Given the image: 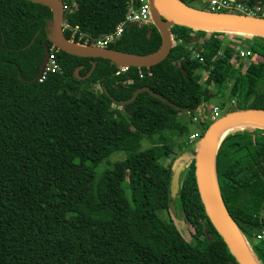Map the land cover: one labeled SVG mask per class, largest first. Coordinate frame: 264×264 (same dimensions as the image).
Listing matches in <instances>:
<instances>
[{
  "label": "trees",
  "instance_id": "obj_1",
  "mask_svg": "<svg viewBox=\"0 0 264 264\" xmlns=\"http://www.w3.org/2000/svg\"><path fill=\"white\" fill-rule=\"evenodd\" d=\"M235 1L264 6V0ZM62 2L65 37L91 46L116 31L130 0ZM52 22L46 6L0 0V264H238L206 214L195 158L181 160L175 199L170 186L177 158L196 155L189 138L208 98L202 71L215 99L230 93L219 113L264 110V37L233 33L225 43L227 32L207 37L174 25L164 61L118 74L108 60L55 48ZM161 45L160 32L148 23L127 25L107 48L148 55ZM46 49L60 70L40 82ZM94 63L91 77L76 78L77 68L85 77ZM144 87L178 110L149 93L125 107L106 94L123 102ZM212 123L200 119L198 134ZM145 139L151 146L142 149ZM118 153L125 154V167L116 162L98 171ZM217 175L230 215L264 264V130L229 134L217 153ZM170 210L184 214L192 240L163 217Z\"/></svg>",
  "mask_w": 264,
  "mask_h": 264
},
{
  "label": "water",
  "instance_id": "obj_2",
  "mask_svg": "<svg viewBox=\"0 0 264 264\" xmlns=\"http://www.w3.org/2000/svg\"><path fill=\"white\" fill-rule=\"evenodd\" d=\"M32 3L40 4L48 7L53 13V22L50 28L49 39L53 46L58 50L73 56L83 58H99L108 60L118 69L122 68H147L160 64L164 61L174 43L173 37L170 33V28L174 25L185 26L196 30L204 31H221L227 33L244 34L248 36L264 37V18L248 16L239 13L226 12H212L202 9L189 7L180 2L185 8L173 12L166 6L165 0H149L152 22L158 29L162 37V45L160 49L148 55H138L133 53H126L123 51L110 49L107 47H98L95 44L91 46L75 43L73 40H68L64 34V17L66 6L62 0H27ZM233 29L225 31L222 29ZM83 46V49H77L71 44ZM49 59V49L45 51V57L41 64L42 74L44 68L47 66ZM96 68V63L93 64L92 69L85 77L80 76L82 67L75 71V76L78 79H87L91 77ZM40 77V76H39ZM39 79V78H38ZM149 93L152 97L162 101L163 103L178 110L173 103L165 97L155 93L148 87L136 90L132 97L123 102H118L112 98L109 93L107 96L111 98L114 104L125 107L133 103L140 94ZM240 123H247L241 125L243 128H258L264 130V126L253 125V123L264 124V110L249 109L244 111H235L228 113L209 127L199 143H197L194 150L196 180L202 202L204 204L206 214L212 225L224 240L227 248L234 256L238 264H259L258 260L253 255L244 235L241 233L237 224L230 215L220 188L217 175V153L222 141L228 136H224L219 144L216 145L217 136L231 125ZM242 128V129H243ZM184 162L181 161L176 164L170 192L172 199H175L180 190V177L184 169Z\"/></svg>",
  "mask_w": 264,
  "mask_h": 264
},
{
  "label": "built area",
  "instance_id": "obj_3",
  "mask_svg": "<svg viewBox=\"0 0 264 264\" xmlns=\"http://www.w3.org/2000/svg\"><path fill=\"white\" fill-rule=\"evenodd\" d=\"M193 3H199L203 6L207 7V11L212 12H226V13H239L248 16H255L258 17L260 14H264L262 7H249L245 3H239L235 0H189ZM152 23V16L151 10L149 5V0H130L127 5V11L125 18L122 23H120L116 29V31L112 34L105 35L100 37L98 40L94 41V44L98 47H107L109 44L115 42L116 40L120 39L123 34V31L127 25H135V24H148ZM67 26L64 24V29ZM78 28H76L77 30ZM76 33V32H75ZM82 36V35H81ZM240 49V48H239ZM237 49V50H239ZM52 49L49 50V59L47 66L44 68L42 74L39 77V81L43 82L46 79V76L49 72L55 73L56 71L60 70V67L57 66L55 62L54 55L52 54ZM242 58H248V54L243 50L238 51ZM196 58H200V54L194 52ZM202 61V59H201ZM127 68L119 69L118 74L126 73ZM220 109L216 107L213 112V121L217 120L218 114ZM195 122H199L200 119L193 118ZM197 134L191 135L189 140L191 143H194L197 138ZM259 239H264V237H260Z\"/></svg>",
  "mask_w": 264,
  "mask_h": 264
},
{
  "label": "rangeland",
  "instance_id": "obj_4",
  "mask_svg": "<svg viewBox=\"0 0 264 264\" xmlns=\"http://www.w3.org/2000/svg\"><path fill=\"white\" fill-rule=\"evenodd\" d=\"M192 6L197 8V9H202L203 8V5L202 4H199V3H192ZM263 9V12H264V6L262 7ZM258 17H263L264 18V14H260ZM232 32L231 33H228V36L227 38L225 39V43H230L232 42ZM205 35L207 37H211L212 35V32L211 31H205ZM252 37V36H251ZM176 43V42H175ZM242 49H239L238 51H240ZM194 51L196 52L197 50L194 49ZM245 51V50H244ZM239 56H244V55H241L239 53ZM244 64H245V67L247 68V60L244 61ZM202 83L205 87V90L207 91V101L202 105L200 106L197 111H196V116L195 118H198V119H208V120H211L213 123L215 121H213V112H214V109L217 107L218 104L220 103H224L226 102L227 103V106L229 104V100H230V93L227 91L226 92V95L224 97H220V98H217L215 99L213 97V93H212V86L211 84H208L206 83V78H207V71H202ZM97 87H95V90L97 91ZM229 90V88L227 89ZM231 105V104H230ZM226 113L225 111L221 112L218 114V117L217 119H220L221 117L225 116ZM189 119V118H188ZM195 123H198V122H195L192 124H190V129L191 131L193 132H196L195 135L197 134V138H196V141L193 143L194 145H196L197 143H199V141L201 140V135L198 134V129H197V125ZM212 123V124H213ZM211 124V125H212ZM210 125V126H211ZM243 128V126H235V127H232L231 129L227 130L224 135L222 136V138L224 136H227L233 132H237L239 130H241ZM194 135V134H193ZM151 146V143L148 141V140H144L142 142V149H146L148 147ZM196 148V146H194ZM178 150V148H177ZM124 158H125V154L124 153H118L116 155H114L113 157H111L109 159V162L106 161L104 162L98 169V171H102L104 168L106 167H110L112 165H114L116 162H120L122 163L121 164V167H125V164L123 163L124 162ZM192 160L193 159V155H188V156H185V157H180L177 158V160L175 161V164L181 162V160ZM108 162V163H107ZM163 217L166 219V220H172L176 226H178V228L180 229V232H182L183 236L185 237L186 240L190 241L192 240V233H193V230L191 228V226L188 224L185 216L183 213L179 212V213H176L174 210H170V211H164L163 212Z\"/></svg>",
  "mask_w": 264,
  "mask_h": 264
},
{
  "label": "bare ground",
  "instance_id": "obj_5",
  "mask_svg": "<svg viewBox=\"0 0 264 264\" xmlns=\"http://www.w3.org/2000/svg\"><path fill=\"white\" fill-rule=\"evenodd\" d=\"M166 2V6L168 7V9H170L171 11L173 12H178L182 9H184L185 7L180 3L178 2L177 0H165ZM222 30H225V31H231L233 29H230V28H227V29H222ZM72 47L74 48H77V49H83L85 47L83 46H80V45H76V44H71ZM241 125H247V123H240V124H237V125H231L229 127H227L226 129H224L223 131H221V133L217 136L216 138V145L219 144V142L221 141L222 139V136L224 135V133L231 129L232 127H235V126H241ZM253 125H257V126H264V124H260V123H253Z\"/></svg>",
  "mask_w": 264,
  "mask_h": 264
},
{
  "label": "flooded vegetation",
  "instance_id": "obj_6",
  "mask_svg": "<svg viewBox=\"0 0 264 264\" xmlns=\"http://www.w3.org/2000/svg\"><path fill=\"white\" fill-rule=\"evenodd\" d=\"M153 23V22H152Z\"/></svg>",
  "mask_w": 264,
  "mask_h": 264
}]
</instances>
